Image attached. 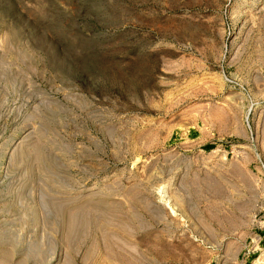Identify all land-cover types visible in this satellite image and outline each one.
Returning <instances> with one entry per match:
<instances>
[{
    "label": "rangeland",
    "instance_id": "rangeland-1",
    "mask_svg": "<svg viewBox=\"0 0 264 264\" xmlns=\"http://www.w3.org/2000/svg\"><path fill=\"white\" fill-rule=\"evenodd\" d=\"M263 234L264 0H0V264H264Z\"/></svg>",
    "mask_w": 264,
    "mask_h": 264
},
{
    "label": "bare ground",
    "instance_id": "bare-ground-1",
    "mask_svg": "<svg viewBox=\"0 0 264 264\" xmlns=\"http://www.w3.org/2000/svg\"><path fill=\"white\" fill-rule=\"evenodd\" d=\"M162 196L164 197V198L162 197L164 199V202L166 200V204H168V206H171L172 205V202L170 203V198H168L167 196L165 197V195H162ZM171 207H173V205ZM173 212H175V211H173Z\"/></svg>",
    "mask_w": 264,
    "mask_h": 264
},
{
    "label": "crops",
    "instance_id": "crops-1",
    "mask_svg": "<svg viewBox=\"0 0 264 264\" xmlns=\"http://www.w3.org/2000/svg\"><path fill=\"white\" fill-rule=\"evenodd\" d=\"M264 235V234H263ZM256 237L258 238L259 237V234L258 235H256ZM259 239H261V238H259Z\"/></svg>",
    "mask_w": 264,
    "mask_h": 264
}]
</instances>
